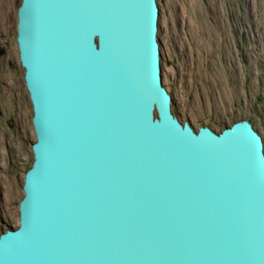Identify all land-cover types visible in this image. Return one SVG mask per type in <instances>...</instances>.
Returning <instances> with one entry per match:
<instances>
[{"label":"water","instance_id":"95a60500","mask_svg":"<svg viewBox=\"0 0 264 264\" xmlns=\"http://www.w3.org/2000/svg\"><path fill=\"white\" fill-rule=\"evenodd\" d=\"M157 0H22L34 161L0 264H264V140L196 130L163 84Z\"/></svg>","mask_w":264,"mask_h":264},{"label":"rangeland","instance_id":"374dc122","mask_svg":"<svg viewBox=\"0 0 264 264\" xmlns=\"http://www.w3.org/2000/svg\"><path fill=\"white\" fill-rule=\"evenodd\" d=\"M21 2L0 0V235L19 226L36 141L17 42ZM157 2L162 78L174 114L218 133L246 119L264 140V0Z\"/></svg>","mask_w":264,"mask_h":264}]
</instances>
